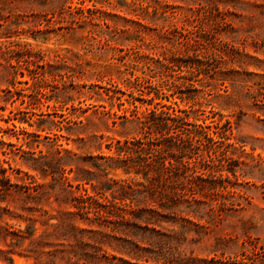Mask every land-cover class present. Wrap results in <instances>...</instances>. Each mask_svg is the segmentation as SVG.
Instances as JSON below:
<instances>
[{
  "label": "rangeland",
  "instance_id": "1",
  "mask_svg": "<svg viewBox=\"0 0 264 264\" xmlns=\"http://www.w3.org/2000/svg\"><path fill=\"white\" fill-rule=\"evenodd\" d=\"M155 110L225 138V189L124 170ZM0 169V264H264V0H0Z\"/></svg>",
  "mask_w": 264,
  "mask_h": 264
},
{
  "label": "trees",
  "instance_id": "2",
  "mask_svg": "<svg viewBox=\"0 0 264 264\" xmlns=\"http://www.w3.org/2000/svg\"><path fill=\"white\" fill-rule=\"evenodd\" d=\"M172 63L176 64V61ZM181 113L183 115L150 111L140 122L142 138L122 145L116 142V152L122 156L124 170H133L135 175L141 176L146 183L145 192L168 207H175L184 200L190 203L188 199L197 202V189L207 188L210 193L223 190V182L227 179L212 173L217 169L213 160L225 138L219 134L212 137L206 131L208 128L196 125L187 114ZM202 151L207 159L202 157ZM2 171L0 169V177ZM3 178L7 180L5 176ZM146 211L154 212L151 209ZM139 214L150 221L142 211ZM95 216L104 217L98 208Z\"/></svg>",
  "mask_w": 264,
  "mask_h": 264
}]
</instances>
